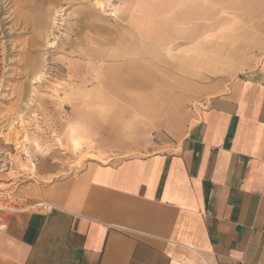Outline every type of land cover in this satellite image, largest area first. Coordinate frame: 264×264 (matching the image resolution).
I'll return each instance as SVG.
<instances>
[{
  "label": "crops",
  "instance_id": "crops-1",
  "mask_svg": "<svg viewBox=\"0 0 264 264\" xmlns=\"http://www.w3.org/2000/svg\"><path fill=\"white\" fill-rule=\"evenodd\" d=\"M89 14L51 133L83 159L1 163L0 264H264V0Z\"/></svg>",
  "mask_w": 264,
  "mask_h": 264
},
{
  "label": "rangeland",
  "instance_id": "rangeland-1",
  "mask_svg": "<svg viewBox=\"0 0 264 264\" xmlns=\"http://www.w3.org/2000/svg\"><path fill=\"white\" fill-rule=\"evenodd\" d=\"M126 3L132 0H0V167L8 161L9 170L11 160V169L25 171L30 164L23 151L38 158L37 167L43 147L61 151L71 167L83 159L80 149L51 134L52 123L68 117L55 86L69 82L68 57L89 13L115 19L118 5ZM12 173L16 182L23 179Z\"/></svg>",
  "mask_w": 264,
  "mask_h": 264
},
{
  "label": "built area",
  "instance_id": "built-area-1",
  "mask_svg": "<svg viewBox=\"0 0 264 264\" xmlns=\"http://www.w3.org/2000/svg\"><path fill=\"white\" fill-rule=\"evenodd\" d=\"M23 156L25 159H27L29 161L30 166L34 167L37 163H38V158L35 155H32L30 152L28 151H23L22 152ZM3 167L2 168H6V163H2ZM39 206L44 207V209L46 210H50L52 207L51 205H45V204H39Z\"/></svg>",
  "mask_w": 264,
  "mask_h": 264
}]
</instances>
